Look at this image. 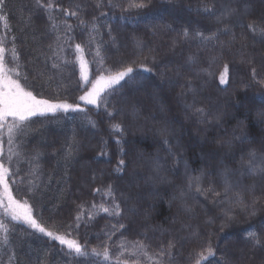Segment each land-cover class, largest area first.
Instances as JSON below:
<instances>
[{"label": "snow or ice", "instance_id": "1", "mask_svg": "<svg viewBox=\"0 0 264 264\" xmlns=\"http://www.w3.org/2000/svg\"><path fill=\"white\" fill-rule=\"evenodd\" d=\"M150 4L151 0H94V7L95 10L99 11V16L93 14L89 20L85 18L87 14L85 3L75 2L69 4L68 7H63L62 4L55 3V0H33L34 12L30 13L24 23L31 24L33 15L45 18L46 30L42 36L54 37L48 44L51 55L46 57V61L51 60L52 68L58 71H61V64L78 65L79 81L82 85L80 89L82 94L78 100L83 105H91L96 109L103 106L107 116L115 119L121 113L114 108L109 111V101L105 93L110 95L130 85L146 87L143 79L139 77V72H154V66L158 63L156 56L152 55L150 60L149 57H143V59L121 61L119 66L113 69L104 66V58L100 56V45H97L95 56L100 57V67L95 78L90 79V62L84 58L85 48L96 43V34L100 30L98 26L100 18L110 19V13L116 10L120 12L119 19L121 21L130 20L136 23H145L146 27L154 30L155 25L146 21L142 15ZM6 6L7 0H0V24H3L6 30L10 32L8 15L4 12ZM197 13L214 19L215 29L205 32L199 28L185 27L182 32L177 33L179 39H174L171 42V50L174 51L181 41L192 42L200 50L215 48L219 45L221 51L225 47L231 51L239 43V63L244 67L247 74L241 79L240 90L247 92L253 86L264 90V59L257 62L255 54L246 51L249 40H255L259 37L261 41H264V14H261L259 18L249 20L245 24L243 21L251 15L246 0H201ZM62 17L73 18L76 25L68 23ZM160 27L167 30L171 28V25L162 24ZM237 27L242 30L239 37L234 31ZM75 28L87 29L88 39L83 43H75L76 56L73 61L59 54L65 53V45L69 41L75 40V36L72 35ZM221 35H230V39L222 42L220 40ZM108 37L113 44L116 43L117 38L112 35L110 25ZM133 40L134 48L142 53L143 41L138 37H133ZM6 47L4 39L0 38V209L3 210L2 215H0V264H18L21 255L25 256L28 264H33L30 253L18 254L21 245L15 242L14 234L17 231L16 226L20 224L32 230V233L28 234L39 233L47 237L49 241L58 243L61 250L64 251V255L68 257L69 264H101L99 259H92L101 256H103V261H109L110 256L113 255L109 241H112V237L117 232L121 236V239L115 242L121 250L116 255L117 264H126L120 259L125 251L137 258L133 264H143L139 259L141 256L145 257L149 264H176V254L183 248L181 241L185 243L192 240L200 241L189 252L185 264H242L245 255L244 247H248L249 251L264 249V220L260 221L258 225L249 224L248 228L244 230L243 246H238L234 254L227 249L221 250L218 243H213L212 237L216 235L215 232H210L207 237H204L199 230H193L190 224L181 222L177 231L189 232L190 236L177 237L169 233L167 242L162 240L149 255V249L152 246L148 242V231H160L163 235L168 230L151 224L153 205L145 204V196L139 192L131 195L123 191L117 195L116 189L111 183L103 188H94L93 193L102 197L101 202L92 203L88 210L85 209V204H78L74 223L63 226V231L54 220L49 222L38 219L35 216V205L30 201H33L38 195H42V190L46 187L40 180L43 174L41 158L44 156V152L41 151L40 144L34 146L31 152L27 151L28 139L32 134L39 132V128L35 125L41 123L42 119L58 118V114L61 112L86 113L88 110L82 107L81 103L70 102L66 97L61 98L57 95L52 98L38 93L35 84L28 83L29 75L27 73L23 77L20 75L19 69L22 66L19 63L20 53L16 49L15 36L12 37L11 41L12 64L7 67ZM68 47H71V44H68ZM215 59L213 57L212 62H215ZM196 62V54H189L184 59V63L175 69L177 78L181 76L182 69L194 68ZM44 75L45 73H40L35 79L40 80ZM201 75V71L194 70L193 76L182 86L184 90L178 96V100L184 101L185 119L195 117L198 124H215L217 129L223 128L224 113H213L202 106H197L196 88L192 81L200 78ZM208 75L212 76L213 74L208 73ZM231 76L230 64L225 63L219 75L220 85H229ZM160 77L161 80L165 79L163 73L160 74ZM203 83L207 84L208 81L205 80ZM117 85L120 88H117ZM189 93L193 95L191 103L187 102ZM152 98L156 100L155 95ZM256 99L260 101V107L254 109L255 121L264 124V91L258 92ZM160 111L163 113L165 109L161 106ZM128 115L132 117L133 121L140 118L135 105L129 108ZM33 118L40 119L34 120ZM85 119L92 127H96L91 117L86 115ZM160 125L156 129V135L162 137L161 144L167 155L162 159L158 148L148 163H145L143 154L137 155L131 161L134 174L136 167L147 168L148 175L144 178V187L150 189L146 194L148 199L154 201L160 196L157 189L165 186L171 187L174 194L169 201V207L171 208L175 203L178 214H183L191 219L196 214L195 207L200 202L199 197H204V199L211 197L210 202L214 206L220 207V232H224L226 228L237 224L241 213L249 221L258 215L261 209L257 205L264 201V132L259 138L250 136L244 120H237L235 127L230 132L225 130L223 133H219L218 131L217 136L210 141L213 149L209 153V156L218 157L215 169L213 171L201 169L199 174H195L189 169L187 161L184 160L183 151L179 150L181 147L179 140L176 139L173 143V140L170 139L175 138L176 133L170 127L169 122L162 120ZM110 131L113 134L119 133L115 140L118 156L114 171L123 173L129 167L123 144V138L127 131L123 118L116 123H110ZM5 133L6 142L10 146L7 154L3 149V135ZM104 143L106 145L107 141ZM173 149L177 150L174 151ZM78 151V143L73 137L71 142L64 145L61 153H52V155L59 157L57 167L62 163L67 170ZM105 154L106 151L102 148L100 155ZM168 157L172 159L173 171L181 162L184 163V183L176 185L169 179L170 172L166 166ZM25 163L28 165L27 171L21 167ZM213 177L220 182L219 190ZM17 179L20 182L16 188L18 195H14L13 185L17 184ZM92 179L95 182L96 178L93 177ZM136 186L137 188L140 187L139 184ZM257 189H260L259 194ZM100 212L106 213L108 217H114L115 222L111 223L110 228L100 230L102 236L97 235L100 244L92 247L89 252L87 242L82 244L79 240L70 238L71 230L73 227L78 230L82 225L89 227ZM140 216L144 220L143 231L138 233V239L127 240L124 238L125 233L132 225H135L136 219ZM122 220H127V223L121 222ZM172 222L176 223V220L173 219ZM206 223L211 225L214 220L209 219ZM52 247L54 248L55 244ZM47 255L48 253L45 252V257ZM35 264H47V261L37 257ZM259 264H264V259Z\"/></svg>", "mask_w": 264, "mask_h": 264}, {"label": "trees", "instance_id": "2", "mask_svg": "<svg viewBox=\"0 0 264 264\" xmlns=\"http://www.w3.org/2000/svg\"><path fill=\"white\" fill-rule=\"evenodd\" d=\"M75 2H82L87 5L86 19L90 20L93 14L99 16V11L95 10L94 7V0H55V3L62 4L63 7H68L69 4ZM200 3L201 0H151L150 6L144 10L142 15L146 21L155 25L154 30L146 27L145 23H136L130 20L121 21L119 10L110 13V19L100 18L98 25L100 30L96 34V43L87 46L84 52L85 60L90 62V79L95 78L100 67V57L95 56L97 45H100V56L104 58L105 67L115 69L121 61L143 59V57H149L150 60L152 55H155L158 61L157 65L154 66V72H139V77L143 79L146 87L130 85L110 95L105 93L109 101V111L114 108L121 113L112 119L107 116L103 106L96 109L89 105H83L78 100L82 94L78 65L61 64V71H58L52 68L51 60L46 61V57L51 55L48 44L54 37L42 36L46 30L45 18L33 15L31 24L24 23L30 13L34 12L33 0H7L4 12L8 15L11 31H7L4 25L0 24V38H3L7 45L5 56L8 63H6V67L12 64L11 41L12 37L15 36L16 49L20 53L19 63L22 66L19 69L21 77L27 73L29 75L28 83L35 84L37 92L46 97L54 98L57 95L61 98L66 97L70 102L81 103V106L88 110L86 113L61 112L58 114V118L42 119L41 123L35 125L39 128V132L32 134L28 139L27 151L31 152L34 146L40 144L41 151L44 152V156L41 158L43 174L40 180L46 187L43 188L42 195H38L33 201H30L35 205V216L38 219L49 222L54 220L63 231V226L74 223L77 205L85 204V209L88 210L92 203H100L102 197L94 195L93 189L96 187L103 188L111 183L115 187L117 195L123 191L131 195L139 192L145 196V204L153 205L151 224L168 230L163 235L160 231H148V242L152 246L149 249V255L162 240L167 242L169 233L177 237L190 236L189 232L177 231L181 222L190 224L193 230H199L204 237H207L210 232H215L216 235L212 237L213 243H218L221 250L227 249L234 254L238 246H243L244 230L248 228L249 224L258 225L260 221L264 220V201H261L257 205L261 211L256 217L249 221L241 213L237 224H233L224 232H220V207L214 206L210 202L211 197L209 199L199 197L200 202L195 207L196 214L189 219L183 214H178L175 203L171 208L169 207V201L174 194L171 187L165 186L157 189L160 196L153 201L146 197L150 189L144 187V178L148 175L147 168L136 167L135 174L133 172L131 161L137 155L143 154L145 163L149 162L150 157L156 153L158 148L162 159L167 155L161 144L162 137L156 135V129L161 126L162 120H167L170 127L175 131L176 137L170 139L173 140V143L176 139L179 140L181 146L179 150L183 151L184 160L187 161L189 169L195 174H199L201 169L205 171L215 169L218 157L209 156V153L213 149L210 141L217 136L218 131L219 133H223L225 130L230 132L235 127L237 120H244L250 136L259 138L264 132V124L257 123L254 115V109L260 107V101L256 99V94L264 90L257 86H253L247 92L240 90L241 79L247 74L244 67L239 63V43L231 51L227 47L221 51L219 45L215 48L200 50L192 42L181 41L174 51L171 50V42L174 39H179L177 33L182 32L185 27L199 28L205 32L215 29L214 19L197 13ZM246 5L251 15L243 21L245 24L249 20L259 18L261 14H264V0H246ZM62 19H66L68 23L74 26L76 25L73 18L62 17ZM162 24L171 25V28L164 30L160 27ZM109 25L112 28V35L117 38L115 44L108 37ZM234 31L239 37L242 30L237 27ZM86 33L87 29L75 28L74 33H72L75 40L68 42L71 47L66 44V52L59 55L74 61L76 56L75 43L85 42L88 39ZM133 37H138L143 41L142 53L134 48ZM229 39L230 35H221L220 37L222 42ZM246 51L255 54L256 60L259 62L264 59V41H261L259 37L255 40H249ZM189 54H196L197 62L194 68L182 69L181 76L177 78L175 69L184 63V59ZM213 57L216 58L215 62H212ZM225 63L230 64L231 83L220 85L219 75ZM194 70L202 72L200 78L192 81L196 88L197 106H202L213 113H224L223 128L217 129L215 124H198L195 117L185 119L184 101L178 100V96L184 90L182 86L193 76ZM40 73H45V75L40 80H36L35 77ZM161 73L165 76L164 80H161ZM208 73L213 75L209 76ZM205 80L208 81L207 84L203 83ZM121 83L123 84V81ZM116 87L120 88L119 85ZM153 95H155L156 100L152 98ZM192 100L193 95L189 93L187 102L191 103ZM132 105L136 106V110L140 114V118L136 121H133L132 117L128 115ZM161 106L165 109L163 113L160 111ZM86 115L91 117L96 127H92L88 123L85 119ZM122 118L127 129L123 144L129 167L123 173H116L114 168L117 162L118 147L115 140L119 133L113 134L110 131V123H116ZM73 137L79 146L75 159L67 170L62 163L57 167L59 157L52 155V153H61L64 145L71 142ZM6 141L5 133L3 135L5 154L8 153L10 147ZM105 141H107L106 145ZM102 148L106 151L105 155H100ZM166 166L170 172L169 179L173 181V184L179 185L185 182L183 162L176 166L173 171L172 159L168 157ZM21 167L24 171L28 169L26 163ZM93 177L96 178L95 182H93ZM213 179L219 190V180L215 177ZM19 183V179H17V184L13 185L14 195H18L16 188ZM205 183L207 184V181ZM137 184L140 185L139 188H137ZM259 191L260 189H257L258 194ZM2 213L3 210L0 209V215ZM173 219L176 220V223L172 222ZM209 219L214 220V223L207 224L206 221ZM113 222H115L114 217H108L106 213L100 212L89 227L82 225L78 230L73 227L70 238H75L82 244L87 242L90 252L92 247L100 244V240L97 239V235L102 236L100 230L110 228ZM121 222L127 223V220ZM143 224V217H138L135 225L128 229L124 238L127 240L138 239V233L143 231ZM16 228L15 242L21 245L18 254L30 253L33 264H35L37 257L46 259L47 264H69L68 257L64 255V251L61 250L58 243L49 241L47 237L39 233L28 234L32 233V230L23 224L17 225ZM120 239V233L117 232L112 237V241H109L113 253L109 261H103V256L92 259H99L101 264H117L116 255L121 250L115 242ZM181 243L183 248L176 254V264H185L189 252L200 241L192 240L188 243L181 241ZM53 244H55L54 248L52 247ZM45 252L48 253L46 257ZM244 253L242 264H259L264 259V249L249 251L248 247H244ZM120 259L126 264H133L137 258L125 251ZM139 259L143 264H149L145 257L141 256ZM18 264H28V260L21 255Z\"/></svg>", "mask_w": 264, "mask_h": 264}, {"label": "rangeland", "instance_id": "3", "mask_svg": "<svg viewBox=\"0 0 264 264\" xmlns=\"http://www.w3.org/2000/svg\"><path fill=\"white\" fill-rule=\"evenodd\" d=\"M89 106H91V105H89ZM83 107V106H82Z\"/></svg>", "mask_w": 264, "mask_h": 264}]
</instances>
